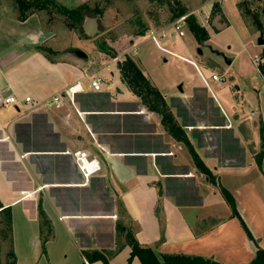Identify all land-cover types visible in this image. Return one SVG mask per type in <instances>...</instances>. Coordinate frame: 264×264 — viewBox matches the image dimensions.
<instances>
[{"label":"crops","instance_id":"crops-1","mask_svg":"<svg viewBox=\"0 0 264 264\" xmlns=\"http://www.w3.org/2000/svg\"><path fill=\"white\" fill-rule=\"evenodd\" d=\"M243 1L236 3L241 19L237 6ZM213 2L204 8L208 16ZM50 32L37 15L18 21L13 3L1 0L0 91L36 102L0 108V206L10 209V230L0 241L3 260L12 251L15 264H89L82 252L97 250L107 264H127L131 248H116L118 230L156 254L249 264L264 249V79L253 64L258 52L254 69L237 77L230 94L211 73L188 91L164 89L132 58L162 95L189 148L126 87L113 59L99 56L104 64L97 65L96 55L82 59L67 50L48 60L38 47L55 49ZM230 59L231 66L235 57ZM92 76L104 79L101 92L89 88ZM75 86L59 109L44 107ZM190 149L214 183L197 170ZM82 154L100 167L87 178L76 161ZM220 187L232 195L250 237ZM39 205L51 228L43 248ZM130 264L141 263L134 258Z\"/></svg>","mask_w":264,"mask_h":264},{"label":"rangeland","instance_id":"rangeland-1","mask_svg":"<svg viewBox=\"0 0 264 264\" xmlns=\"http://www.w3.org/2000/svg\"><path fill=\"white\" fill-rule=\"evenodd\" d=\"M68 8H76L81 4L87 5L93 13L86 14L97 18L99 33L89 39L81 31V25L74 29L67 27L63 17L54 16L53 21L48 22L45 15H41L45 29L53 34L52 44L55 48H48L53 56H58L63 51H80L85 55H96L97 65H103V60L110 61L107 55L99 50V46L105 43L116 53L113 64L122 62L125 57L132 58L145 72L155 79L164 89L172 85L178 89L188 91L201 79L209 80L210 74H216L223 78L230 92L233 85L237 84V77L254 69L251 59L258 52V66L264 67V47L257 45L261 33L264 39V0H244L242 13L249 10L257 17L262 29L254 27L253 20L245 15L247 26L239 17L236 9L238 0H223V12L230 26L220 33L224 26L218 25L216 20L209 19L204 8H209L211 0H58ZM215 1V0H214ZM185 8L186 13L180 15V10ZM192 16L197 23L208 29L209 40L205 47L199 46L194 37L189 33L185 20L180 23L184 37L170 40L167 36L172 32L174 24L182 18ZM159 38L154 43L150 35ZM159 44V45H158ZM213 50L223 51L226 57H235L231 66H226L220 56L211 53ZM136 50V51H135ZM201 51V53H199ZM100 54V55H99ZM61 55V54H60ZM103 60H101L99 58ZM218 89H214L216 94ZM240 96V95H239ZM4 216L0 217V241L6 237L7 231ZM126 235L117 230L116 248L126 244ZM2 248V247H1ZM3 251V249H2ZM0 252V262L3 260V252ZM107 258L110 256L106 252Z\"/></svg>","mask_w":264,"mask_h":264},{"label":"trees","instance_id":"trees-1","mask_svg":"<svg viewBox=\"0 0 264 264\" xmlns=\"http://www.w3.org/2000/svg\"><path fill=\"white\" fill-rule=\"evenodd\" d=\"M13 3L14 13L18 21H24L32 15H37L40 18L41 15L47 17V21H53L54 16L63 17L66 21L67 27L69 29H74L77 25H81L86 14L93 13L96 15L95 11L93 12L87 5L81 4L76 8H68L63 5L58 0H10ZM1 2V0H0ZM245 2L238 3V10L242 19L247 23L248 21L245 18V15L250 17L255 23L254 27L257 29H262L257 17L253 15L249 10H246L245 14L242 13V5ZM186 13V9L183 8L180 10V15ZM209 19L216 20L218 25L228 27V22L222 12L221 0H215L212 4L210 11ZM43 21V20H42ZM185 22L188 28L189 33L194 37L198 45H204L209 40V35L207 30L201 26L194 17L191 15L185 18ZM38 50L43 52L45 57L48 60L51 59V51L44 46L38 47ZM101 53L107 55L108 59L116 58V53L109 48L105 43H102L99 46ZM117 69L120 74L121 81L126 85V87L138 98H140L142 104L150 111L155 112L161 118V123L165 130L176 140L184 143L186 146H189L188 140L184 135L182 129L177 125L172 116L169 108L167 107L162 95L159 91L151 85L149 80L141 73L138 66L128 57L122 62L117 63ZM258 70L261 76L264 79V67L259 66ZM194 164L197 170L205 175L210 182L214 183V179L210 171L202 164L197 155L190 149ZM220 194L223 199L229 206L232 216L238 218L242 224V227L246 234L250 237V233L246 228L245 224L241 221L236 207L235 201L232 195L224 188L220 187ZM1 216H4L6 231L10 230V209H2L0 206ZM38 217L40 224V238L42 242V248L46 241L51 236L50 224L41 209V206H38ZM127 244L131 248V252L128 258V263L137 258L141 264H219L210 259H204L198 256H185V255H167V254H156L151 249L140 247L134 238L130 235H126ZM83 257L89 264L95 262H102L107 264V259L102 252L97 250L91 252H82ZM0 264H15V257L12 251H10L6 256V261ZM249 264H264V249H258L256 251L254 259Z\"/></svg>","mask_w":264,"mask_h":264},{"label":"built area","instance_id":"built-area-1","mask_svg":"<svg viewBox=\"0 0 264 264\" xmlns=\"http://www.w3.org/2000/svg\"><path fill=\"white\" fill-rule=\"evenodd\" d=\"M185 20V17L180 18L176 24H174L172 32L169 35H164L160 38H163L167 36L170 40H175L177 37L181 38L184 37V32L181 30L180 23ZM151 40L157 44V41L155 39V36L153 34L150 35ZM258 57L256 56L253 60V64L255 66H258ZM211 80L220 82L222 81V78L219 77L216 74L211 75ZM105 81L100 76H92L89 78V88L93 92H101L102 87L104 85ZM77 86L70 88L67 92L64 93V95H57L49 100L44 102V107L48 110L51 109H59L61 107V103L64 96H68L70 98H73V95L76 91ZM29 104H36V102L31 97H25L22 100H20L15 94H4V92L0 91V108H6L10 106H24ZM78 168L82 172V174L87 178L93 173H96L100 170L99 164L95 160H88L84 154L80 155L76 159Z\"/></svg>","mask_w":264,"mask_h":264},{"label":"water","instance_id":"water-1","mask_svg":"<svg viewBox=\"0 0 264 264\" xmlns=\"http://www.w3.org/2000/svg\"><path fill=\"white\" fill-rule=\"evenodd\" d=\"M81 31L86 38L91 39L96 36L99 33L97 18L89 16L84 17L81 24ZM262 35L263 34L261 33L259 39L257 40V45L261 47L264 46V39L262 38ZM208 49L216 56H220L226 66H230V64L232 63V59L226 57L222 52L212 50V48L210 47H208ZM199 53H201V51H199ZM74 55L78 58H86V55L80 51H74Z\"/></svg>","mask_w":264,"mask_h":264}]
</instances>
